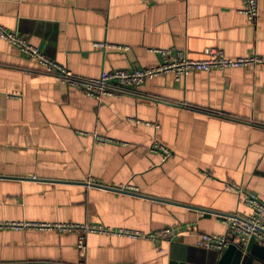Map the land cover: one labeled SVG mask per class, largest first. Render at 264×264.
Returning a JSON list of instances; mask_svg holds the SVG:
<instances>
[{
    "label": "crops",
    "instance_id": "obj_1",
    "mask_svg": "<svg viewBox=\"0 0 264 264\" xmlns=\"http://www.w3.org/2000/svg\"><path fill=\"white\" fill-rule=\"evenodd\" d=\"M242 6L243 0H0V25L86 80L155 65L157 48L183 50L191 59H205L211 49L264 57V0L256 21ZM156 142L172 156L153 151ZM229 183L264 200V67L195 71L180 82L167 74L98 100L0 37V221L144 233L170 227L176 234L151 240L0 229V264H264V243L249 256L238 242L223 251L197 244L201 232L228 230L224 219L198 208L250 211Z\"/></svg>",
    "mask_w": 264,
    "mask_h": 264
},
{
    "label": "built area",
    "instance_id": "obj_2",
    "mask_svg": "<svg viewBox=\"0 0 264 264\" xmlns=\"http://www.w3.org/2000/svg\"><path fill=\"white\" fill-rule=\"evenodd\" d=\"M240 10L249 19L256 21L260 15L259 0H243V6ZM0 37L14 44L24 54L37 61L48 74L59 76L68 85L76 87L98 100H102L107 96L118 97L122 94L133 92L147 80L167 74H173L177 81H181L195 71L209 72L214 69L223 71L227 68L246 66L264 67V57L259 55L234 58L225 55L221 50L211 49L207 51L205 59H191L187 52L183 50L171 52L168 49L157 48L151 50L159 59L155 65L147 67L133 66L111 71L104 70L99 77L80 80L70 70L44 54L39 47L31 44L26 37L10 31L2 25H0ZM125 48L128 49L129 47ZM97 140L105 142L107 139L98 136ZM152 150L161 153L164 157L163 159L172 156V151L159 142L152 146ZM87 185H93L92 179L87 181ZM228 187L240 191L242 201L250 211L236 215L221 216V219H224L228 225L226 234L201 232L199 233L197 244L207 249L222 250L234 242L247 244L251 239H255L258 243H264V200L255 193L243 191L236 184L229 183ZM0 229H39L58 230L60 232L81 230L84 233H115L134 239L148 238L151 240H171L176 235L175 231L170 227L157 232L144 233L129 229H112L99 224L70 222L0 221ZM78 247L81 253H84L85 234L80 236Z\"/></svg>",
    "mask_w": 264,
    "mask_h": 264
},
{
    "label": "water",
    "instance_id": "obj_3",
    "mask_svg": "<svg viewBox=\"0 0 264 264\" xmlns=\"http://www.w3.org/2000/svg\"><path fill=\"white\" fill-rule=\"evenodd\" d=\"M200 211L204 212V214L206 215H211V214H217V216L219 218H222L221 216H226V215H223L222 213H218V211H213V210H210V209H202V208H198ZM242 245V248L245 249L248 253V256L252 253H255L256 250L258 249V245L259 243L255 240V239H251L247 245H244V244H241ZM245 247V248H244ZM261 249V247H259ZM223 251V250H222ZM242 250H239L237 251V254H238V257L237 259L240 258V256L242 255Z\"/></svg>",
    "mask_w": 264,
    "mask_h": 264
},
{
    "label": "rangeland",
    "instance_id": "obj_4",
    "mask_svg": "<svg viewBox=\"0 0 264 264\" xmlns=\"http://www.w3.org/2000/svg\"><path fill=\"white\" fill-rule=\"evenodd\" d=\"M175 76V75H174ZM175 80H176V78H175ZM180 82V81H179Z\"/></svg>",
    "mask_w": 264,
    "mask_h": 264
}]
</instances>
